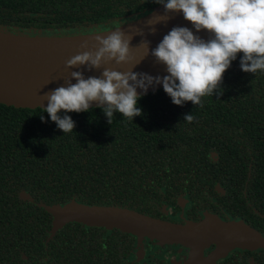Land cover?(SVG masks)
I'll return each instance as SVG.
<instances>
[{
	"label": "trees",
	"instance_id": "16d2710c",
	"mask_svg": "<svg viewBox=\"0 0 264 264\" xmlns=\"http://www.w3.org/2000/svg\"><path fill=\"white\" fill-rule=\"evenodd\" d=\"M158 6L154 0H0V29L27 36L89 34ZM241 58L224 73L222 94L202 98V108L174 105L162 87L141 96L142 115L133 121L116 113L110 125L99 107L67 113L75 123L71 134L43 109L0 104V264H132L129 233L67 223L51 235L52 217L43 205L76 201L149 216L134 205L133 193L145 203L156 199L138 194L139 184L160 190L164 174L196 173L201 162L211 164L208 152H219L231 135L257 146L264 73L243 72ZM188 114L191 123L184 121ZM222 157L218 163L226 172L230 161ZM21 192L33 201L22 200Z\"/></svg>",
	"mask_w": 264,
	"mask_h": 264
},
{
	"label": "clouds",
	"instance_id": "9594fccd",
	"mask_svg": "<svg viewBox=\"0 0 264 264\" xmlns=\"http://www.w3.org/2000/svg\"><path fill=\"white\" fill-rule=\"evenodd\" d=\"M164 6L165 15L155 17L150 25L166 20L169 13L181 12L197 33L207 31L210 39L205 41L186 27L172 28L151 52L149 42H141L144 54L139 59L133 55L131 40L117 26L115 30L102 35V29L95 34L94 51H81L65 62L66 69L87 66L88 70L102 69L100 77L87 79L80 71H71L70 79L45 94L47 107H42L50 120L64 134L74 131L75 123L67 113L90 112L95 103L111 125L114 114L119 113L129 121L142 115L138 106L149 87L163 86L164 92L176 106L191 102L204 106V97L222 94L220 88L224 73L231 63L242 54L240 68L245 73H264V0H154ZM154 32L155 29L153 28ZM139 35H143L140 32ZM87 49L88 44L81 45ZM166 66L168 75L152 77L133 69L147 56ZM115 64V68L105 65ZM131 65L126 71L123 66ZM75 80L76 83H72ZM61 112L65 113L61 116ZM43 121L44 116H40ZM192 114L184 117L191 123Z\"/></svg>",
	"mask_w": 264,
	"mask_h": 264
},
{
	"label": "water",
	"instance_id": "95a60500",
	"mask_svg": "<svg viewBox=\"0 0 264 264\" xmlns=\"http://www.w3.org/2000/svg\"><path fill=\"white\" fill-rule=\"evenodd\" d=\"M164 16V6L154 8L148 14L121 24V30L133 36L131 46L133 55L139 59L144 54L141 44L149 42V51L155 49L163 37L174 27H186L194 35L207 41L210 34L207 31L197 33L193 25L186 21L183 13H169L166 20L150 25L147 21L157 16ZM142 25V26H141ZM134 27H138L137 30ZM116 28V27H115ZM111 28L103 31L108 35ZM155 29L153 32L152 29ZM143 32V35H139ZM95 34H79L71 36H27L16 35L0 29V104L22 108L36 109L47 107L43 99L54 89L67 86L71 71H80L87 79L90 76L100 77L102 69L91 71L87 66L66 69L65 62L81 51H94ZM87 43L88 48L81 45ZM115 68V64L105 65ZM131 65L123 66L119 71H126ZM134 72L145 73L152 77L168 75L166 66L157 63L151 55L147 56L134 69ZM72 83H76L75 80ZM163 86L149 87L146 94L161 89ZM139 95H146L137 90ZM96 104L92 108H96ZM22 200L32 202L31 196L20 193ZM52 217L50 234L54 235L67 223H80L87 227H104L107 230L116 229L121 232L136 235L139 243L143 239H155L160 244L180 243L190 249L188 264H213L216 257L235 248L253 247L260 243V235L241 221H223L221 218L208 215L200 222H186L174 224L157 218H152L118 207L87 206L76 201L64 205H43ZM215 245L216 250L207 257H202V250Z\"/></svg>",
	"mask_w": 264,
	"mask_h": 264
},
{
	"label": "flooded vegetation",
	"instance_id": "af4514ba",
	"mask_svg": "<svg viewBox=\"0 0 264 264\" xmlns=\"http://www.w3.org/2000/svg\"><path fill=\"white\" fill-rule=\"evenodd\" d=\"M147 13H136L125 19V22ZM259 129L261 133L257 138V146L249 142L244 135H231L230 141L222 140L224 145L219 148V152L215 150L208 152L211 164L204 165L201 162L196 173L164 174L163 186L160 190H147L148 187L144 189L142 183L139 184L138 194L144 192L148 196L147 192L150 193L149 197L155 198L156 204L150 200L143 202L135 192L132 200L134 205L150 217L174 224L200 222L208 215L226 222L241 221L260 235V243L253 247L229 250L223 256L216 257L213 264H264V183L262 182L264 127ZM258 146H260L259 151L255 148ZM224 154L230 161L226 172H222L223 168L218 163L220 160H225L222 157ZM252 154L255 158L251 157ZM253 171L262 172V175L257 177ZM83 226L86 229L97 227ZM132 236L134 238V247L130 254L132 264L189 263L190 249L180 243L160 244L151 238L143 239L139 243L138 237ZM215 250V245L203 248L202 257L211 255Z\"/></svg>",
	"mask_w": 264,
	"mask_h": 264
},
{
	"label": "bare ground",
	"instance_id": "6f19581e",
	"mask_svg": "<svg viewBox=\"0 0 264 264\" xmlns=\"http://www.w3.org/2000/svg\"><path fill=\"white\" fill-rule=\"evenodd\" d=\"M158 16H159V15H158ZM158 16H157V17H158ZM149 21H150V20H148L147 22H149ZM141 26H142V25H141ZM134 29H135V30H137V29H138V27H134Z\"/></svg>",
	"mask_w": 264,
	"mask_h": 264
}]
</instances>
